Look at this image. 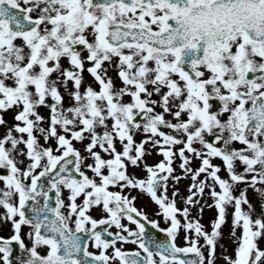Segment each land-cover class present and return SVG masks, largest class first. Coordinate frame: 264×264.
I'll return each mask as SVG.
<instances>
[{
	"label": "snow or ice",
	"instance_id": "obj_1",
	"mask_svg": "<svg viewBox=\"0 0 264 264\" xmlns=\"http://www.w3.org/2000/svg\"><path fill=\"white\" fill-rule=\"evenodd\" d=\"M0 264H264V0H0Z\"/></svg>",
	"mask_w": 264,
	"mask_h": 264
}]
</instances>
